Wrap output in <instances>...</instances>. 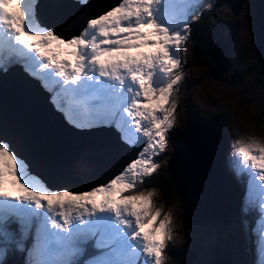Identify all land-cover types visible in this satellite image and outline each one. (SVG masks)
I'll return each mask as SVG.
<instances>
[{
    "label": "snow or ice",
    "instance_id": "6c2138e0",
    "mask_svg": "<svg viewBox=\"0 0 264 264\" xmlns=\"http://www.w3.org/2000/svg\"><path fill=\"white\" fill-rule=\"evenodd\" d=\"M39 6L0 0V69L23 65L72 126L115 127L121 142L139 151L107 182L74 192L50 188L0 139V264L9 253H19L21 264H162L171 218L158 220L153 192L141 185L159 170L155 157L175 127L173 96L184 75L179 52L204 5L120 0L67 38L40 20ZM233 157L237 175L247 178L243 211L259 217L256 264H264V144L238 140ZM6 176L15 178V192L5 187Z\"/></svg>",
    "mask_w": 264,
    "mask_h": 264
},
{
    "label": "rangeland",
    "instance_id": "374dc122",
    "mask_svg": "<svg viewBox=\"0 0 264 264\" xmlns=\"http://www.w3.org/2000/svg\"><path fill=\"white\" fill-rule=\"evenodd\" d=\"M40 1L41 3L44 2V0ZM61 1L68 2L69 0ZM233 1L234 0H221L222 6L219 9H210L208 11V13L216 12L213 18V28L215 30V36L220 37L225 44L224 49L226 51L228 66L227 61L226 63H222V58L216 59L214 63L215 66H220L221 68H224L225 73H223L221 78H217L219 73L216 67H214L212 70L208 69L211 67V65L214 66L213 63L210 64L208 68L206 67V65H204V63H196L193 65L191 64L190 48L187 41L181 47L179 55L182 60L181 70L183 71L184 75L178 85L179 92L175 93L173 96V99H176L178 101V107L176 108L174 113L175 127L168 133L167 145L164 152H162L159 156L155 157V159L160 163L159 170L161 171L165 169L166 165L169 164L168 158L172 148L169 142V138L180 134L182 131L184 132L186 129L187 121L192 118L196 113H200L204 116L209 117L215 113H222L226 115L225 130L226 133L229 134V144L225 149V153L219 162V171L221 173L220 175L226 180V184L230 191V194L231 189L228 185V177L231 173V168L228 167L233 165V151L236 141L241 140L247 142L249 138H255L261 144H264V117L261 118L259 123H256L257 118L254 113L255 108L252 104V100H250L247 104H241L242 100H238V98L246 100L240 96L243 94L248 95V92L246 91H249V88L241 86L240 91L234 93V89L231 86L232 83H234V86H239L240 83L244 81V78L242 77L246 75L247 71L252 67L256 68L257 66V63L255 61L257 57L255 54L256 46L253 40L251 39L249 27L246 22L249 7L253 0H243V2L241 1L239 11L236 15L231 12V4ZM51 2L56 3L58 2V0H48L44 2L41 5L42 14L44 13V9L46 8V6ZM39 11L40 10H38V13ZM83 12L84 11L81 10V13ZM91 13L92 12H90V14ZM55 15L58 17V14ZM44 17L45 21L52 20V16L46 17L45 15ZM83 18L84 16H81L79 24L76 22V27H74L73 25V31L74 28L75 30L77 29V27L82 22ZM68 24L69 26L72 25V23L69 22ZM69 26L67 25V23L63 24L59 30L64 31L63 34L65 35L66 32H68V30L70 29ZM11 72L17 71L15 69H12ZM23 72H25V70H23ZM199 72L201 73V79H199L198 77ZM23 75L26 79L29 78L27 74ZM19 77L20 76L15 75V78L12 80L20 79ZM252 86L257 87V91H253L249 97L256 99L259 93H262L264 87L258 85L257 83H254L253 85H251V87ZM13 130L16 132L15 129ZM20 132L21 135L24 133L23 131ZM88 133H90L92 138L94 136H98L94 135L91 132ZM11 139L12 144L17 148V150L28 157L32 167L37 170L40 174L46 177L47 174L45 173V171H43V167L41 166L40 162L36 158H34V155L31 152H27L28 146L23 144L22 139L20 137H11ZM105 139L109 140L108 138ZM27 140L30 143L32 142L30 141V138L28 136ZM122 145L124 151H126L123 157L126 158V164L129 162H127V160L129 158L131 159L130 156L136 148L129 147L124 143ZM22 148L27 151H24ZM13 149L16 151L17 154H19V152L15 148ZM36 154L38 155V153ZM64 155L62 154L60 156L56 154L54 158L58 163H60ZM105 162L108 163V161ZM174 163H172L173 173L175 172L181 176L182 174H184L185 178H187L190 182V178L185 173H183L179 169V167ZM34 169L33 172L37 173V171H35ZM147 178L149 179L150 176H148ZM213 179L214 176L212 172V182ZM55 184H58V186H62L63 182L60 183L55 181ZM89 184L90 181L87 180L81 184L76 185L75 188L81 189ZM141 189H147L148 191L153 192V198L156 199V206H151L154 210H163L162 212H160L161 215L160 217H158V220H162L165 215H169L171 218L173 235L171 240L166 241V247L161 254V260L163 261V264H182L180 261V257L182 255L181 251L186 246L193 248L195 252V257L191 264H213L214 259L221 254H226L227 256L232 257L235 260L236 264H251V259L249 256L250 251L247 250V247L243 244V242H245V239H243V234H245L246 237V225L249 222V218H241L239 221V214H236L231 216L230 219L225 223L218 221L214 217H207L206 220L200 224H186L182 221V219H180L182 209L180 201L176 198L178 197L177 193L173 194V200L168 207L161 208L162 205L161 202H159L158 198L159 189L157 187H142ZM214 189L215 184L213 185L212 193L215 191ZM204 205L205 203L202 204V207ZM246 220H248V222H246ZM150 226L153 227L152 224H150ZM249 245L251 246V248H255L256 239L254 238L253 244H251L250 242ZM16 255L18 256L19 253H16Z\"/></svg>",
    "mask_w": 264,
    "mask_h": 264
},
{
    "label": "bare ground",
    "instance_id": "6f19581e",
    "mask_svg": "<svg viewBox=\"0 0 264 264\" xmlns=\"http://www.w3.org/2000/svg\"><path fill=\"white\" fill-rule=\"evenodd\" d=\"M76 6L77 5L71 1L62 2L58 0L56 3L51 2L46 6L47 9H44L43 14L44 16L46 15V17L52 16V20L45 21V23L49 26H54L57 32L65 36L63 34L64 31L59 30L61 26L66 23L69 26L68 22L71 23L77 17H79L77 23H79L81 19L82 9L80 10V8ZM55 14H58V17ZM73 25L76 27L77 24L74 23L69 26V28L72 29ZM141 51H149V49H141ZM217 71L219 73L217 78H220L224 69L220 67L219 69L217 68ZM9 74L8 77H13L15 75L19 76L18 71H10ZM27 76L30 77L28 74ZM26 80L24 75L17 80H7L0 77V113L8 120L10 124L8 127L15 129L16 133L23 139V144L29 145L28 151L24 148L22 149L28 153L33 151L44 167L49 168L50 176H46L47 179L37 172L38 175L46 180L49 186L58 187V184H55V181H57L60 183L63 182L65 187L78 190L75 188L78 184L87 180L92 184L104 180L108 176L115 175L121 170V167L124 166L126 161V158H123L126 152L123 149V143L119 145V149H117L104 137L74 138L73 136H78L79 133L66 127L59 116L55 117L43 103L40 96L26 85L22 84V82ZM14 123H17L19 127L16 128ZM0 125H5L1 118ZM20 131L24 133L21 135ZM198 131L200 130L186 127L185 131L179 135L180 143L183 148L182 152L178 150L177 155L187 151H191L192 154L190 153L182 162H177V166L179 168L182 166L190 172H192L193 165L196 166V170L198 171V168L202 165L205 153L203 146L206 143V139L205 136ZM27 136L30 138V141H32L31 143L27 140ZM0 139L7 140L11 144L10 138L6 134H2ZM192 139H196L199 142V146L203 150L202 152ZM34 145L37 152L34 150ZM137 151H139V149H135V154ZM36 153H38L39 156ZM56 154L60 156L65 154L60 163L54 158ZM18 155L22 156L23 159H26L25 161L30 164L25 155L20 152ZM130 157L133 159L135 156L132 157L131 154ZM102 159L108 161V167H96L97 163L106 164ZM131 159L129 158L127 162ZM205 159L209 160V157H205ZM30 170L33 171L31 167ZM218 174L219 170L215 169L214 177L218 176L215 178V191L204 203L208 207H205V209H212L213 214L206 212L207 215L215 217L222 222L226 217L228 219L233 205L226 180ZM173 175L180 184L190 186L184 174L181 176L174 172ZM220 199L222 202V211L219 209V212H217L213 204L216 202L219 208ZM196 215H199V213L196 212L195 217Z\"/></svg>",
    "mask_w": 264,
    "mask_h": 264
},
{
    "label": "water",
    "instance_id": "95a60500",
    "mask_svg": "<svg viewBox=\"0 0 264 264\" xmlns=\"http://www.w3.org/2000/svg\"><path fill=\"white\" fill-rule=\"evenodd\" d=\"M240 4H241V0H235L234 3L232 4L231 12L234 15L238 13ZM253 38H254L255 46L257 48L258 54L262 62L261 72H262V76L264 77V0H258L256 4V22L254 26ZM224 45H225L224 41L221 38H217L209 42V50H210L209 54L211 58L214 59V61L218 58H222V63H226L227 60H226V52L224 50ZM0 118L2 122L6 125V126L0 125V137L2 134H6L10 138V141H12L11 137H15V138L20 137L13 129L8 127L10 126L8 120L5 117H3L1 113H0ZM225 121H226V115L222 113H215L210 117L204 116L200 113H196L194 114L192 118H190L187 121L186 127H189L195 130H200L198 132L204 135L206 139V143L203 146L205 149V153L203 156L202 165L200 168H198V171L196 170L195 165H193V168L191 167L192 172L188 171L182 166L179 168L183 173L189 176L190 186L180 184V182L177 181L176 178L174 177L173 168H172V163L175 162L174 164L177 165V162H180V161L182 162V160L187 158L189 154L191 153V151H187L185 153L183 152L180 155H177L178 150H181L182 152L183 146L180 143L179 135L183 131L180 134H177L176 136H174L172 139V143H171L172 148H171V151L169 153V158H168L169 164L166 165V169L168 170V173L174 180L173 186L179 198L181 209H182L181 219L186 224H190V225L200 224L204 222L207 217L208 218L212 217L210 215H207L206 213V212H210L211 214H213L212 209L211 208L207 209L208 207L206 205L202 207V203H204L208 199V197L211 195L213 185L216 183L215 178L218 177V176L214 177L213 182L211 181V173L213 172V176H214L215 169H218V164H219L220 157H221L220 155L222 154V150L227 140V134L225 130ZM14 124L16 128L19 127L16 123ZM97 135L108 138L109 141L117 149H119L118 148L119 146H117L109 137L105 136L103 132L102 134L100 132V134H97ZM193 142L198 145L199 150L202 152L203 150L202 148H200L199 142L196 139H193ZM26 145L28 146V144ZM31 153L34 154L33 151ZM134 155H135V152L132 153V157ZM205 157H209V160H206ZM102 160L103 162H105V159H102ZM42 167L48 175V173L50 172L49 168H45L43 165ZM96 167H108V165L107 163L106 164L97 163ZM205 207L207 208L205 209ZM213 207L216 209L217 212H219V209L222 211L221 199H220L219 208L216 202L213 204ZM196 212H198L199 215H196L195 217ZM227 220L228 219L226 217L225 220L222 221V223H225ZM181 253L182 255L180 257V261L182 264H191L193 262L194 257H195L194 255L195 252L193 248L186 247L181 251ZM213 264H235V262L233 261V259H231L226 254H221V255H218L214 259Z\"/></svg>",
    "mask_w": 264,
    "mask_h": 264
},
{
    "label": "trees",
    "instance_id": "16d2710c",
    "mask_svg": "<svg viewBox=\"0 0 264 264\" xmlns=\"http://www.w3.org/2000/svg\"><path fill=\"white\" fill-rule=\"evenodd\" d=\"M256 2L257 0L252 1L249 7V12L246 17V22L248 24L250 36L253 42H254L253 30H254V26L256 22V4H257ZM221 6H222L221 0H212L211 7L210 8L200 7L199 10L197 11V16L199 18L192 20L190 23V31H189L188 37L190 38L189 48H190V56H191L192 65L196 63H204V65H206V67L208 68L210 64L215 63L214 59H212L209 54L210 53L209 42L217 39L218 37L215 36V30L213 28V18H214L213 12L208 13V11L210 9H218ZM255 54L257 56L255 59L257 63L256 68L252 67L251 69L247 71L246 75L244 76L242 75L243 76L242 78H244V81L241 82L239 86H234L233 85L234 83H232L231 86L234 89V93L239 92L241 86L245 88H249V91H246L248 92V95L243 94L240 96L246 99L247 101L243 99H239V98L238 100L239 101L242 100L241 104H247L249 103L250 100H252L253 102L252 104L255 108L254 113L257 118L256 123H259L261 118L264 117V90L262 91V93H259L256 99L249 97L253 91H257V87L255 86L251 87V85H253L254 83H257L258 85L264 87V77L262 76V72H261L262 62H261L259 54L257 52H255ZM227 65H228V61H227ZM214 67L218 69L220 68V66H215L214 64V66L211 65V67L208 69L212 70ZM222 75L220 76V78L222 77ZM198 77L199 79H201L200 72L198 73ZM242 93H245V92H242ZM227 137L229 138L228 134H227ZM173 184H174V180L168 173V170L165 168L161 171L159 170L157 173L150 176L149 179L147 178L141 187L143 188L150 187V186L157 187L159 189L158 198H159V202H161V205H162L161 208L162 207L165 208L170 205V203L173 200L172 196L174 193H176ZM176 198L179 200L178 197ZM159 211L162 212L163 210L159 209ZM255 215L256 213L253 211H249L247 213V216L249 217L250 221L253 219ZM253 241H254V238H253ZM253 241H251V244H253ZM10 257L8 254L6 264H21L16 254H12ZM251 264H254V263L251 262Z\"/></svg>",
    "mask_w": 264,
    "mask_h": 264
}]
</instances>
